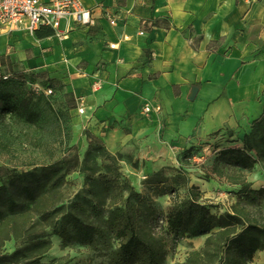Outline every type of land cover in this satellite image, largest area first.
<instances>
[{
    "label": "crops",
    "instance_id": "crops-1",
    "mask_svg": "<svg viewBox=\"0 0 264 264\" xmlns=\"http://www.w3.org/2000/svg\"><path fill=\"white\" fill-rule=\"evenodd\" d=\"M80 2L93 25L61 19L51 34H28L18 58L73 90L108 151L126 149L150 173L169 168L171 176L183 149L242 145L238 136L264 113V0ZM0 27L3 55L2 31L26 30ZM145 103L160 110L143 113ZM189 184L205 195L199 178L189 175ZM255 258L263 263L264 250Z\"/></svg>",
    "mask_w": 264,
    "mask_h": 264
},
{
    "label": "rangeland",
    "instance_id": "rangeland-1",
    "mask_svg": "<svg viewBox=\"0 0 264 264\" xmlns=\"http://www.w3.org/2000/svg\"><path fill=\"white\" fill-rule=\"evenodd\" d=\"M62 27L63 20L60 24ZM2 32L7 35L6 52L9 53L0 55V75L6 76L4 80L7 84L3 89L9 98L0 100V166L21 171L62 161L63 171L64 163L67 166L73 164L74 169L64 175L52 199H58L55 206L63 207L60 214L70 211L91 224L95 230L94 239L89 244L64 245L60 236L51 234L52 246L42 254L41 262L54 264L62 259L64 264H113L118 257L116 228L120 210H135L140 226L151 222L144 221L146 213L157 212L161 220L170 204V195L157 196L156 192L160 186L171 188L169 181L161 184L159 180L167 178L172 170L162 168L150 173L149 167L140 166L126 149L111 153L107 149L102 151L95 148L86 152L84 131L89 128L85 115L77 112L80 102L73 90L47 71L28 69L24 61L18 58L21 43L28 40L27 35L32 32ZM20 73L33 74L34 80L28 78L23 85L13 84L12 81ZM50 78H54L51 83L48 81ZM35 84L40 88H51L52 92L45 94ZM22 98H29L39 112L37 124L28 122L10 108ZM73 103L75 107L69 108ZM238 138L242 140L243 135ZM216 142L206 140L194 146L193 156L178 158V167L188 178L191 175L200 179L206 190L202 200L213 213H235L243 222L264 224V160H259L252 169L243 171L219 165L217 168L220 172H217L214 163L222 147ZM237 172L242 173L249 188L263 191L241 192L240 182L234 180ZM134 193L140 194V198H136ZM184 193L183 188L177 189L178 195ZM44 198L50 200L51 197L45 195ZM150 217L147 220H151ZM45 231L50 233V227H46ZM206 236L200 239L182 238L174 245L171 235L161 264L182 263L187 252L198 249L194 246ZM13 247L14 240H8L3 249L9 252ZM140 256H136L130 264H143L141 260L146 256ZM253 264H258L254 257Z\"/></svg>",
    "mask_w": 264,
    "mask_h": 264
},
{
    "label": "trees",
    "instance_id": "trees-1",
    "mask_svg": "<svg viewBox=\"0 0 264 264\" xmlns=\"http://www.w3.org/2000/svg\"><path fill=\"white\" fill-rule=\"evenodd\" d=\"M42 28L44 26L34 31L37 36L53 32L52 28L46 27L47 31L40 33ZM3 76L0 75V100L9 98L3 89L7 84ZM28 78L34 80V75L20 73L12 82L23 85ZM48 81L51 83L54 78ZM73 107L75 103L69 108ZM10 108L28 122L37 124L39 112L29 98L17 100ZM84 135L86 152L95 148L106 150L102 140L91 130L86 129ZM241 142L240 147L219 150L214 163L215 171L220 172L219 165L234 170L252 169L259 160H264V113L252 120L250 130L243 134ZM193 153L194 148L190 146L180 152L179 158L188 159ZM61 163L55 161L21 171L0 166V264H43L41 256L52 246L51 234L60 236L64 245L93 241L94 227L70 211L60 214L63 207L55 206L58 199H52L64 175L75 167L64 163V170L61 171ZM174 171L171 176L159 180L161 184L171 183V188L160 186L156 192L157 196L170 195V204L161 220L157 212L146 213L144 221L151 222L140 226L135 210H120L116 228L118 257L113 264H130L136 256L141 257L140 254L146 256L141 260L143 264H161L171 235L174 245L182 238L207 235L203 244L188 251L180 264H253L255 253L264 250V224L243 222L235 213H213L202 200L200 189L189 184V178L181 168L177 167ZM234 177L240 182L241 192L263 191L249 188L240 172ZM46 185L47 188H44ZM179 188L185 190L181 196L177 194ZM45 195H49L50 200H45ZM134 195L140 198V194ZM149 216L151 220H147ZM46 227H50V233L45 231ZM8 240H14V247L9 252L3 249ZM54 264H64V260L59 259Z\"/></svg>",
    "mask_w": 264,
    "mask_h": 264
},
{
    "label": "built area",
    "instance_id": "built-area-1",
    "mask_svg": "<svg viewBox=\"0 0 264 264\" xmlns=\"http://www.w3.org/2000/svg\"><path fill=\"white\" fill-rule=\"evenodd\" d=\"M65 19L81 26H91L94 24L91 9L82 5L80 0H0V25L9 28L18 27L26 31L34 32L41 26L50 27L57 31L60 20ZM111 24L115 19L111 18ZM143 34L142 31L139 32ZM115 47L114 44H109ZM4 78L6 76H3ZM98 81L93 83V88H98ZM35 87L49 94L51 88H40L37 84ZM160 110V105L145 103L141 111L149 113ZM78 113H84L82 105L77 107Z\"/></svg>",
    "mask_w": 264,
    "mask_h": 264
}]
</instances>
